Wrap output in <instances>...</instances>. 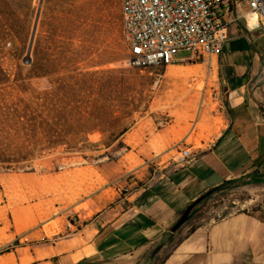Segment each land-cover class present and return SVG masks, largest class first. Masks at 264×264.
Listing matches in <instances>:
<instances>
[{
  "label": "rangeland",
  "instance_id": "1",
  "mask_svg": "<svg viewBox=\"0 0 264 264\" xmlns=\"http://www.w3.org/2000/svg\"><path fill=\"white\" fill-rule=\"evenodd\" d=\"M127 54L119 0H0V264H32L68 236L69 211L73 234L217 135L215 58L130 69ZM262 208L264 177L231 180L144 264L200 224Z\"/></svg>",
  "mask_w": 264,
  "mask_h": 264
},
{
  "label": "crops",
  "instance_id": "2",
  "mask_svg": "<svg viewBox=\"0 0 264 264\" xmlns=\"http://www.w3.org/2000/svg\"><path fill=\"white\" fill-rule=\"evenodd\" d=\"M227 31L229 38L215 58L223 124L211 143L189 162L165 166L152 185L134 191L124 206L104 211L43 253L33 248L32 264L151 262L155 247L175 236L172 228L191 203L224 182L264 177V37L246 31L239 21ZM14 264H21V254L15 253ZM159 264H264V208L200 224Z\"/></svg>",
  "mask_w": 264,
  "mask_h": 264
},
{
  "label": "built area",
  "instance_id": "3",
  "mask_svg": "<svg viewBox=\"0 0 264 264\" xmlns=\"http://www.w3.org/2000/svg\"><path fill=\"white\" fill-rule=\"evenodd\" d=\"M119 10L130 69L171 65L182 53L211 62L229 38L227 26L237 21L264 37V0H119ZM193 158L190 149H183L172 163ZM77 217L67 213L68 235Z\"/></svg>",
  "mask_w": 264,
  "mask_h": 264
},
{
  "label": "trees",
  "instance_id": "4",
  "mask_svg": "<svg viewBox=\"0 0 264 264\" xmlns=\"http://www.w3.org/2000/svg\"><path fill=\"white\" fill-rule=\"evenodd\" d=\"M230 181H228V182H224L220 187H217V188H214V189H212V190H210V191H208L206 194H204L202 197H200V198H198L196 201H194L193 203H191L193 206H192V209H191V211H190V213H189V215H188V218H187V220H186V222L184 223V225L185 224H187L188 222H189V220L191 219V213H192V211L194 210V208L196 207V206H198L203 200H205L206 198H208L209 196H211L213 193H215L216 191H219L223 186H225L226 184H228ZM183 225V226H184ZM182 226V227H183ZM182 227H180V228H178L177 230H175L174 231V233H176V232H178L179 230H181L182 229ZM194 229H192L190 232H192ZM160 263V262H159ZM158 263V264H159Z\"/></svg>",
  "mask_w": 264,
  "mask_h": 264
},
{
  "label": "bare ground",
  "instance_id": "5",
  "mask_svg": "<svg viewBox=\"0 0 264 264\" xmlns=\"http://www.w3.org/2000/svg\"><path fill=\"white\" fill-rule=\"evenodd\" d=\"M172 71L175 72V70H172ZM178 92H180V94H178L177 97H180V98H178V101L177 102H178V104L180 106H184L189 101L191 102V100H190L191 96L188 93V91H185V89H180ZM177 97L176 98H173L172 101L177 100ZM47 229L50 230L49 226L47 227Z\"/></svg>",
  "mask_w": 264,
  "mask_h": 264
},
{
  "label": "water",
  "instance_id": "6",
  "mask_svg": "<svg viewBox=\"0 0 264 264\" xmlns=\"http://www.w3.org/2000/svg\"><path fill=\"white\" fill-rule=\"evenodd\" d=\"M238 1V0H237ZM192 204H190L181 214L180 218L178 219V221L176 222V224L174 225V227L172 228V232H174L175 230H177L178 228L182 227L184 225V223L186 222L188 215L192 209Z\"/></svg>",
  "mask_w": 264,
  "mask_h": 264
}]
</instances>
